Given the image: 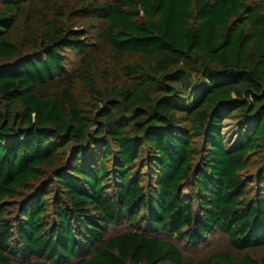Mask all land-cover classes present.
Masks as SVG:
<instances>
[{
  "label": "trees",
  "instance_id": "obj_1",
  "mask_svg": "<svg viewBox=\"0 0 264 264\" xmlns=\"http://www.w3.org/2000/svg\"><path fill=\"white\" fill-rule=\"evenodd\" d=\"M263 249L264 0H0V264Z\"/></svg>",
  "mask_w": 264,
  "mask_h": 264
},
{
  "label": "rangeland",
  "instance_id": "obj_2",
  "mask_svg": "<svg viewBox=\"0 0 264 264\" xmlns=\"http://www.w3.org/2000/svg\"><path fill=\"white\" fill-rule=\"evenodd\" d=\"M73 2V4L77 5L79 0H70ZM95 0H88V2H93ZM101 1V0H96ZM82 28V26L80 27ZM76 62H79L78 58L74 59ZM73 61V60H72ZM204 90V89H203ZM198 97H201V93L197 92L193 94L192 101L194 99H199ZM223 139L226 143L227 148L233 149L237 148L240 145V126L238 122H234L231 120H227L224 123V130H223ZM256 174V171H255ZM185 195H188V191H184ZM127 228V225L122 227H113L111 228V232H115L114 229L119 230V232H122ZM165 238V236H163ZM167 238L171 240H175L178 247L181 249V251L184 253L186 257H193L200 260H206L208 259L212 254L216 252H222V251H228L230 249V244L228 242L227 237L224 235L218 234V233H212L207 239L206 242L199 246H189L188 244H184L182 242L177 241L175 238L172 239L171 236H167ZM264 250V249H263ZM259 258L264 259V251L260 252ZM254 256L257 257V254Z\"/></svg>",
  "mask_w": 264,
  "mask_h": 264
}]
</instances>
